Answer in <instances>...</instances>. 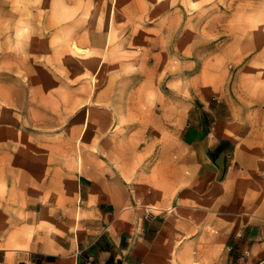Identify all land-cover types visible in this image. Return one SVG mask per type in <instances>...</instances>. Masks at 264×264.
<instances>
[{"label": "rangeland", "instance_id": "rangeland-1", "mask_svg": "<svg viewBox=\"0 0 264 264\" xmlns=\"http://www.w3.org/2000/svg\"><path fill=\"white\" fill-rule=\"evenodd\" d=\"M188 124L227 140L229 172L205 189ZM103 175L160 229L166 264H252L264 0H0V240L18 245L23 222L78 230L77 182Z\"/></svg>", "mask_w": 264, "mask_h": 264}, {"label": "crops", "instance_id": "crops-1", "mask_svg": "<svg viewBox=\"0 0 264 264\" xmlns=\"http://www.w3.org/2000/svg\"><path fill=\"white\" fill-rule=\"evenodd\" d=\"M188 124L184 129L190 148H198V163L210 169L209 177L197 167L195 187L205 189L229 172L224 151H217L221 140L208 143V133L200 134ZM185 139V140H186ZM227 141V140H225ZM211 153H214L213 156ZM198 173V174H197ZM95 175V174H94ZM94 182H77L85 215L78 230L59 233L48 225L23 222L15 232L25 231L18 245L0 240V264H166L168 245L160 229H151L145 215L122 210L127 202V184L109 176ZM235 242L236 239L234 240ZM231 245V244H230ZM251 262L264 264V249L257 248Z\"/></svg>", "mask_w": 264, "mask_h": 264}]
</instances>
